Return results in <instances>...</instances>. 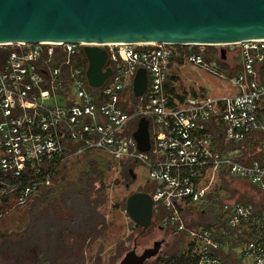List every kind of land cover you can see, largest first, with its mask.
Instances as JSON below:
<instances>
[{
    "label": "built area",
    "instance_id": "2783aa9c",
    "mask_svg": "<svg viewBox=\"0 0 264 264\" xmlns=\"http://www.w3.org/2000/svg\"><path fill=\"white\" fill-rule=\"evenodd\" d=\"M85 46L104 48V68L112 70L96 94L86 88ZM207 47L217 48L218 60L224 49L222 61L239 70L226 75L216 61L205 59L201 51ZM186 66L223 79L230 91L176 92L170 74ZM139 69L146 72V89L130 112L121 94L129 88L133 93ZM133 118L137 124L128 131ZM142 118L148 122L146 151L133 135ZM68 143L77 149L68 151ZM86 151L134 164L135 177V168H143L152 220L162 230L186 235L194 264H224L227 256L240 264H264V40L0 43V199L27 204L52 186L65 158ZM225 178L247 182L257 199L235 201L223 189L222 218L209 228L188 226L185 210L206 214L209 196Z\"/></svg>",
    "mask_w": 264,
    "mask_h": 264
},
{
    "label": "water",
    "instance_id": "95a60500",
    "mask_svg": "<svg viewBox=\"0 0 264 264\" xmlns=\"http://www.w3.org/2000/svg\"><path fill=\"white\" fill-rule=\"evenodd\" d=\"M264 40V0H0V43L81 42L167 43L201 45ZM85 75L92 88L111 75L107 53L85 46ZM221 59L225 50L221 49ZM146 89V72L139 69L133 94ZM137 147H150L148 122L142 118L134 132ZM152 199L138 191L129 195L125 211L146 231L152 222ZM162 240L140 254L134 247L117 264H144L160 251Z\"/></svg>",
    "mask_w": 264,
    "mask_h": 264
},
{
    "label": "trees",
    "instance_id": "16d2710c",
    "mask_svg": "<svg viewBox=\"0 0 264 264\" xmlns=\"http://www.w3.org/2000/svg\"><path fill=\"white\" fill-rule=\"evenodd\" d=\"M204 48L201 53L205 59H212L213 55L206 54ZM212 52V51H211ZM214 52V51H213ZM221 60H219L220 62ZM220 68L226 75L235 74V70L229 68L226 62H220ZM94 90V88H91ZM132 101L136 97L132 94ZM127 111L128 107L123 103ZM218 139V134L216 135ZM77 145L68 143V151H74ZM92 151H86L79 156L81 166L78 163L81 174H72L73 178H67L65 173L69 162L74 157L65 158L58 166L53 177L56 184L46 189L42 194L38 206H35L28 214L27 226L15 234H4L0 232V264H85V250L89 247L94 238L100 234L99 226L105 224V218L98 214L97 208L104 204V182L103 175L112 165L109 158L102 155L89 156ZM123 174L128 180H135L132 172L134 164L130 162H119ZM2 174L0 172V178ZM225 178L219 188L209 196L210 204L207 206V213L195 212L192 209L185 210L183 216L188 226L209 228L222 218L220 207L223 198L220 192L224 189L229 192L230 197L235 201L252 202L255 196L250 195L246 190L247 182H235ZM128 182V181H127ZM129 185V182L127 183ZM242 185V199L236 196V185ZM238 187V186H237ZM45 191V190H44ZM143 191L151 193L150 185H145ZM238 191V190H237ZM11 196L0 199V216L10 207L7 204ZM40 205L42 208H39ZM39 210L41 213L34 215ZM139 227V226H138ZM140 228V227H139ZM149 228H157L167 236L176 238L172 252L157 254L151 262L144 264H194V258L185 249L186 235L184 233H173L169 230H162L157 226L155 219L152 220ZM96 234V235H95ZM91 264H102L101 258H93ZM224 264H240L239 261L227 256Z\"/></svg>",
    "mask_w": 264,
    "mask_h": 264
},
{
    "label": "rangeland",
    "instance_id": "374dc122",
    "mask_svg": "<svg viewBox=\"0 0 264 264\" xmlns=\"http://www.w3.org/2000/svg\"><path fill=\"white\" fill-rule=\"evenodd\" d=\"M205 52L210 56L213 55L212 59L216 61L218 67H220V62L223 61L221 60L219 62V60L216 59V47H214V49L213 47H210L206 49ZM85 64L86 58L83 60V65ZM233 70L237 72L239 68L237 67ZM170 76L175 79V84H172L174 85L176 92L194 91L196 93L219 95L230 91L231 89L229 85L223 81V79L212 75L202 68L186 66L182 68L181 71H172ZM86 88L93 94L101 91V88H94V90H91L89 87ZM132 94V88H129L128 90L122 92L121 95L125 98V101L129 107H138L139 104L132 101ZM135 101H139V98H136ZM129 111L131 112L132 110ZM136 124L137 118H133L128 122L126 129L128 131L133 130ZM259 151V147L256 146L253 154L256 156L259 155ZM96 154L102 155L103 157L112 160L103 152H96ZM94 155L95 152H90L89 156L84 157H90ZM76 163L81 166L80 158L74 157L72 160H70L69 167L65 172L67 174V178H73L74 175L72 174L75 173H78V176L81 174V170H79L80 168H77L78 166ZM111 164L112 165H109L110 168L106 170L103 175V182L105 186V202L103 205L97 208L98 214L105 218V224L101 227L99 226L100 234L97 236V238H94V240L91 241L89 247L85 250V264H91L94 257H100L102 264H117L123 255L130 251L133 247L135 252L140 254L144 249L151 247L152 244L158 240L163 241L159 254L172 252L174 242L176 240L174 236H167L166 234L160 232L157 228H148L146 231L142 232V229L135 225L126 214L125 202L127 197L135 192H138V189H143L146 185L147 178L143 168L136 167L135 180L130 181L124 176L118 162L112 161ZM127 181L129 182V185L127 184ZM55 184L56 182L53 180L51 187H53ZM236 188H239L237 189L238 191L236 190V196L238 194L239 199H242L240 194L243 186L237 184ZM44 192H46V190L32 198V200L25 205L17 206L12 204L11 206L10 204V207L7 209V211L0 216V232L4 234H15L22 231L29 223V212L35 206L40 204L39 201L42 198V194H44ZM256 199L257 198L255 197L254 200ZM39 208H42V206L40 205ZM39 213L41 212L37 210L34 215ZM152 260L153 258L146 262L148 263Z\"/></svg>",
    "mask_w": 264,
    "mask_h": 264
},
{
    "label": "flooded vegetation",
    "instance_id": "af4514ba",
    "mask_svg": "<svg viewBox=\"0 0 264 264\" xmlns=\"http://www.w3.org/2000/svg\"><path fill=\"white\" fill-rule=\"evenodd\" d=\"M213 49H214V47H213ZM216 50H217V48H216Z\"/></svg>",
    "mask_w": 264,
    "mask_h": 264
}]
</instances>
